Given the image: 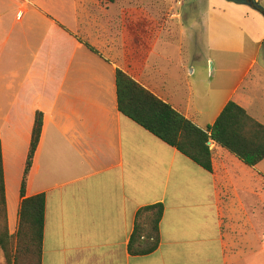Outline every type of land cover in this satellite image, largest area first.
I'll list each match as a JSON object with an SVG mask.
<instances>
[{"label":"crops","instance_id":"1","mask_svg":"<svg viewBox=\"0 0 264 264\" xmlns=\"http://www.w3.org/2000/svg\"><path fill=\"white\" fill-rule=\"evenodd\" d=\"M256 1L0 0L8 225L16 233L42 112L26 188L47 199L41 264H264V160L249 166L212 140L208 171L124 116L116 87L121 69L203 129L230 100L264 124L244 86L264 58ZM157 203L159 247L131 254L138 211Z\"/></svg>","mask_w":264,"mask_h":264},{"label":"trees","instance_id":"2","mask_svg":"<svg viewBox=\"0 0 264 264\" xmlns=\"http://www.w3.org/2000/svg\"><path fill=\"white\" fill-rule=\"evenodd\" d=\"M262 12L264 13L263 9ZM86 45L98 53L93 46L88 43ZM116 87L118 108L124 116L208 171L213 170V150L208 145L210 140L249 166H255L264 160V124L233 100L225 105L213 125L203 129L121 69L116 71ZM43 126L44 115L37 112L20 189L19 227L14 234L10 233L8 225L0 141V250L3 251L7 264H41L47 199L45 193L27 197L26 188ZM163 215V203L149 205L138 211L129 243L131 254H148L159 247ZM144 238L148 241L142 246Z\"/></svg>","mask_w":264,"mask_h":264},{"label":"rangeland","instance_id":"3","mask_svg":"<svg viewBox=\"0 0 264 264\" xmlns=\"http://www.w3.org/2000/svg\"><path fill=\"white\" fill-rule=\"evenodd\" d=\"M247 66H248V62L245 60L242 61L237 67H239V69L241 70H244L247 68ZM251 83L253 84L252 87H254L251 94L253 100L259 101L260 104L264 105V58L263 57L260 59L259 64H257V66H255L254 69L248 75L244 86L248 87L251 85ZM0 264H7L6 260L4 259V254L2 250H0Z\"/></svg>","mask_w":264,"mask_h":264},{"label":"water","instance_id":"4","mask_svg":"<svg viewBox=\"0 0 264 264\" xmlns=\"http://www.w3.org/2000/svg\"><path fill=\"white\" fill-rule=\"evenodd\" d=\"M227 1L234 2V3H237V4H245V5H249V6L255 7V8H259L260 7V5L258 4V2L256 0H227ZM211 144H212V140H210L208 142V145H211Z\"/></svg>","mask_w":264,"mask_h":264},{"label":"built area","instance_id":"5","mask_svg":"<svg viewBox=\"0 0 264 264\" xmlns=\"http://www.w3.org/2000/svg\"><path fill=\"white\" fill-rule=\"evenodd\" d=\"M176 1H177V4L180 6L186 2V0H176Z\"/></svg>","mask_w":264,"mask_h":264}]
</instances>
